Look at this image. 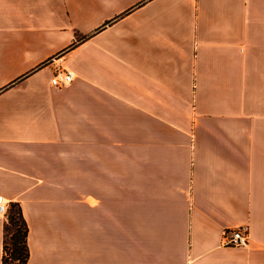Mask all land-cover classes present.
Returning a JSON list of instances; mask_svg holds the SVG:
<instances>
[{
  "label": "crops",
  "instance_id": "obj_1",
  "mask_svg": "<svg viewBox=\"0 0 264 264\" xmlns=\"http://www.w3.org/2000/svg\"><path fill=\"white\" fill-rule=\"evenodd\" d=\"M0 196L28 264H264V0H0Z\"/></svg>",
  "mask_w": 264,
  "mask_h": 264
},
{
  "label": "trees",
  "instance_id": "obj_2",
  "mask_svg": "<svg viewBox=\"0 0 264 264\" xmlns=\"http://www.w3.org/2000/svg\"><path fill=\"white\" fill-rule=\"evenodd\" d=\"M7 224L5 231V246L4 258L2 264H28V225L23 218L22 209L17 204L10 205V212H8ZM9 225L14 226V232L10 233V238L13 242V249L8 248L7 233L10 229Z\"/></svg>",
  "mask_w": 264,
  "mask_h": 264
},
{
  "label": "built area",
  "instance_id": "obj_3",
  "mask_svg": "<svg viewBox=\"0 0 264 264\" xmlns=\"http://www.w3.org/2000/svg\"><path fill=\"white\" fill-rule=\"evenodd\" d=\"M73 81V74L65 71H59L51 81L52 87L56 89H62L68 87ZM8 212H10V204L0 196V217L7 218ZM249 229L248 227H242L239 229L226 230L223 234L224 245L233 247H246L249 244Z\"/></svg>",
  "mask_w": 264,
  "mask_h": 264
},
{
  "label": "rangeland",
  "instance_id": "obj_4",
  "mask_svg": "<svg viewBox=\"0 0 264 264\" xmlns=\"http://www.w3.org/2000/svg\"><path fill=\"white\" fill-rule=\"evenodd\" d=\"M9 227H10V229H9V231L7 233V242H8V245H9L8 248L11 250V249H13L12 248L13 247V242H12V239L10 238V233L12 234L14 232L15 227L11 226V225H9Z\"/></svg>",
  "mask_w": 264,
  "mask_h": 264
}]
</instances>
